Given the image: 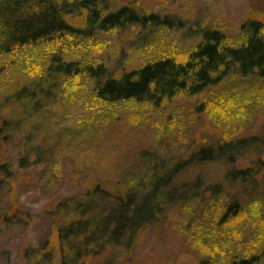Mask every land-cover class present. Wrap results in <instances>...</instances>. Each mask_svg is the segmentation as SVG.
<instances>
[{
  "label": "trees",
  "instance_id": "obj_1",
  "mask_svg": "<svg viewBox=\"0 0 264 264\" xmlns=\"http://www.w3.org/2000/svg\"><path fill=\"white\" fill-rule=\"evenodd\" d=\"M174 30L198 40L162 46ZM237 35L138 0H0V232L32 237L21 264H264V22Z\"/></svg>",
  "mask_w": 264,
  "mask_h": 264
},
{
  "label": "rangeland",
  "instance_id": "obj_2",
  "mask_svg": "<svg viewBox=\"0 0 264 264\" xmlns=\"http://www.w3.org/2000/svg\"><path fill=\"white\" fill-rule=\"evenodd\" d=\"M133 0H111L115 4H125ZM140 5L150 11L161 12L170 11L183 16L191 24L193 23H206L208 26H215L223 29L228 33L230 39L237 38V30L240 24L248 18L262 20L264 22V0H138ZM183 31H166L161 35L160 40L162 46L167 47L172 45L170 42H175L180 46H190L198 38L182 39ZM127 37V36H126ZM125 38V37H124ZM103 41L102 49L105 53L108 64L116 65L117 58H119V46L117 44L116 35H105L101 38ZM127 38H125L126 40ZM122 40V43L125 41ZM176 43V42H175ZM127 57L124 59L122 65L125 67L132 66L134 62L139 61L142 55L132 54L131 47L125 46ZM130 49V50H128ZM148 53V52H147ZM5 60L0 59V81L2 77L10 71L4 68ZM7 65V64H6ZM264 119V116L262 117ZM245 165V164H243ZM101 188L112 195H122V188L111 179L103 180ZM56 199V198H55ZM55 199L51 201L42 200L33 203V198L29 196L22 197L23 203L29 207L31 212L36 215L37 211L41 209L44 204L48 208L53 207ZM264 231V227H260ZM32 241L29 234H24L23 231L18 230L16 227L3 229L0 232V264H21L19 259V251L24 246H27ZM32 243V242H31ZM8 248V249H7ZM5 250H9L10 255L3 254ZM196 257L188 254H180L177 257L176 264H196Z\"/></svg>",
  "mask_w": 264,
  "mask_h": 264
}]
</instances>
